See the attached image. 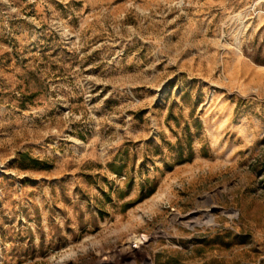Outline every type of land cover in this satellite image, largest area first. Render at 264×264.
<instances>
[{
  "label": "rangeland",
  "instance_id": "obj_1",
  "mask_svg": "<svg viewBox=\"0 0 264 264\" xmlns=\"http://www.w3.org/2000/svg\"><path fill=\"white\" fill-rule=\"evenodd\" d=\"M0 264H264V0H0Z\"/></svg>",
  "mask_w": 264,
  "mask_h": 264
},
{
  "label": "trees",
  "instance_id": "obj_2",
  "mask_svg": "<svg viewBox=\"0 0 264 264\" xmlns=\"http://www.w3.org/2000/svg\"><path fill=\"white\" fill-rule=\"evenodd\" d=\"M29 163H30L31 167H35V166L39 165L38 164L39 162L37 160H34V159H29ZM109 167H110L109 169L112 172V174H116L117 175L120 172L119 169L115 168L112 165H110Z\"/></svg>",
  "mask_w": 264,
  "mask_h": 264
}]
</instances>
